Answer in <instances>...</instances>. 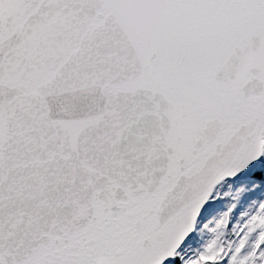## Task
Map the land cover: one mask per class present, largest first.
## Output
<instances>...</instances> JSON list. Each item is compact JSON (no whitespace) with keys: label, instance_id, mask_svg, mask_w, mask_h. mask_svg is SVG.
<instances>
[{"label":"snow or ice","instance_id":"1","mask_svg":"<svg viewBox=\"0 0 264 264\" xmlns=\"http://www.w3.org/2000/svg\"><path fill=\"white\" fill-rule=\"evenodd\" d=\"M0 264H264V0H0Z\"/></svg>","mask_w":264,"mask_h":264}]
</instances>
